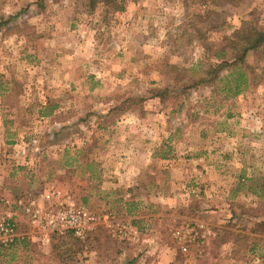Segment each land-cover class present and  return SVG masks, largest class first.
<instances>
[{
  "label": "rangeland",
  "instance_id": "1",
  "mask_svg": "<svg viewBox=\"0 0 264 264\" xmlns=\"http://www.w3.org/2000/svg\"><path fill=\"white\" fill-rule=\"evenodd\" d=\"M253 28L264 29V0H0V193L40 202L56 187L97 217L84 238L1 248L0 264H263L264 54L249 53L256 85L235 97L198 82ZM145 147L163 158L148 172L164 174L165 193L129 217L109 176ZM193 161L208 162L224 199L171 191L174 168ZM192 164L180 180L199 193Z\"/></svg>",
  "mask_w": 264,
  "mask_h": 264
},
{
  "label": "crops",
  "instance_id": "2",
  "mask_svg": "<svg viewBox=\"0 0 264 264\" xmlns=\"http://www.w3.org/2000/svg\"><path fill=\"white\" fill-rule=\"evenodd\" d=\"M6 144H9L10 142H5ZM90 146H92L93 148H96V145L93 144H88ZM128 148V147H127ZM99 149V147H98ZM145 150H142V156L139 155L136 156L135 160L133 161V163L131 162H127L128 157H122L119 156V166L117 167V169L115 170V172H113V175H110L109 177H111L110 183L112 185H117L115 186L114 191L111 189V194H117L119 195L121 198H118V201H122L125 205L129 206L128 208H126V211L124 212L125 215L129 216V217H137L139 215L138 211H136V207L138 208H143L144 207V201L146 202L148 199H150V195H154L156 194L158 197L160 195H163L165 193L164 189L165 187L163 186L166 182V178H164L165 176H163V172L162 170H164V168H159V170L161 171V173L163 175H161L163 178H160L159 175L157 176H152L149 175V169H150V165L151 163H155L156 165H161V162L163 161L160 156H158L155 152L151 151V148L149 147H145L143 148ZM80 152V151H79ZM133 153V149L132 148H128V150L124 153ZM92 160V159H91ZM170 162V161H168ZM90 163L95 166V170L94 173L91 174L90 176H94V181L97 179V183L95 184L96 186L101 184L102 181V172L101 170H105L103 169V164L100 160L97 159L96 162V158L94 157L92 161H90ZM88 163V165L90 164ZM193 163L192 165L195 164H199L198 168H196L195 166H192L191 168L195 171V175H198L196 177L197 181L196 183H193L191 186H197V184L200 181V184L198 185L199 187V193L195 192L194 189H184L182 186V181L180 179H183V176L185 177L186 175V166H190V164ZM201 165V166H200ZM208 162H200V161H193V162H189V163H182L179 167H173L176 171H178V178L179 180H168V182H173L171 184V191L174 190V192L176 193V195L180 194V195H184L187 197H191V196H197L199 198H204L206 201L209 200H222V196L219 194L220 190L219 189H215L214 186L211 185L212 180H209L208 175ZM97 169V171H96ZM162 169V170H161ZM205 170V171H204ZM204 171V172H203ZM112 172V171H111ZM185 172V173H184ZM5 172H3L1 175H3L4 179H13V176L10 177V175L13 174H4ZM138 173H140V178L138 176ZM184 173V174H183ZM7 175V176H5ZM183 175V176H182ZM78 176L83 177L85 176V173L82 172H78ZM2 177V178H3ZM208 177V178H207ZM230 178H227V181H229ZM190 181H194V180H190ZM202 183V184H201ZM241 183L239 182V180H237L236 182H231L229 184H225L224 186L226 187L225 189H227L228 194L230 191L234 190L237 191L239 189V185ZM23 189V188H22ZM184 189V190H183ZM179 191V192H178ZM25 192L27 194H25ZM113 192V193H112ZM135 193H140V197H134ZM182 193V194H181ZM27 196V195H33L31 192H27L26 191H21V192H16V193H9V191L6 192H2L0 193V197H9L12 199L18 198L19 196ZM123 197V198H122ZM84 200H86V197L83 198ZM134 199V200H133ZM224 199V198H223ZM218 205V204H217ZM219 206H216V209H218ZM223 208V207H221ZM144 215V214H143ZM141 215V216H143ZM17 219L20 225V229H19V239L21 238H27L28 241L30 240V238L34 239L35 235L32 232V229L28 226V229L24 230L23 229V223L25 221L24 216L20 215V213H18L17 215Z\"/></svg>",
  "mask_w": 264,
  "mask_h": 264
},
{
  "label": "built area",
  "instance_id": "3",
  "mask_svg": "<svg viewBox=\"0 0 264 264\" xmlns=\"http://www.w3.org/2000/svg\"><path fill=\"white\" fill-rule=\"evenodd\" d=\"M46 201L49 203H45ZM18 213L26 217L25 221L33 234L43 243L50 241L51 233L62 234L67 231L84 238L97 221V217L84 207L74 206L70 196L63 194L56 187L42 193L40 202L34 195L19 196L15 199L0 197V249L10 246L19 238ZM131 230L133 227L130 224L119 228L120 232Z\"/></svg>",
  "mask_w": 264,
  "mask_h": 264
},
{
  "label": "trees",
  "instance_id": "4",
  "mask_svg": "<svg viewBox=\"0 0 264 264\" xmlns=\"http://www.w3.org/2000/svg\"><path fill=\"white\" fill-rule=\"evenodd\" d=\"M99 0H90L91 6L95 5ZM112 1V0H105ZM119 0H116L118 2ZM232 2H238V0H230ZM117 9H122V5L115 4ZM229 50H222V55L217 62L209 63L207 67L201 69L200 78L198 82H208L217 84L222 82V86L219 88L224 92V96L227 98L235 97L248 89L256 85L254 78L255 71L254 66L250 64L247 57L250 52H263L264 54V29H250L236 31V36H233L229 42ZM229 51V52H228ZM226 53H230L229 57ZM226 55V56H225ZM199 69L201 65L199 64ZM262 190L264 191V181L262 183ZM71 234H68L66 239L58 244V247H62L68 243L71 238ZM27 238L17 239V241L10 246H14L18 243L26 245ZM6 248V247H5ZM260 257L264 264V250L261 252Z\"/></svg>",
  "mask_w": 264,
  "mask_h": 264
}]
</instances>
